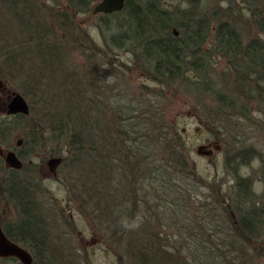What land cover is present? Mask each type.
Listing matches in <instances>:
<instances>
[{
	"label": "rangeland",
	"instance_id": "374dc122",
	"mask_svg": "<svg viewBox=\"0 0 264 264\" xmlns=\"http://www.w3.org/2000/svg\"><path fill=\"white\" fill-rule=\"evenodd\" d=\"M25 1L41 10V34L48 33L44 41L53 42L56 49L50 46L46 56L32 53L21 58L20 43L32 41L15 21L11 0H0V78L7 85L0 95V118L7 115L13 91L23 93L31 106L23 124L0 142V151L16 148L24 128L35 138L26 169L10 175L7 168L0 171V224L20 218L5 191L6 176L23 179L34 187L47 224V264H141L131 254L146 250L129 247L133 243L129 232L118 231L101 211V203H112L114 198L111 187L100 184L91 166L93 158L107 159L106 153L95 149L97 142L83 157L70 148L73 124L87 127L88 140L91 129L117 131L123 120L133 117L130 120L137 121L141 134L146 132L139 143L148 152L141 153L144 163L139 166L135 199L129 197L138 213V246L151 239L162 247L160 261L165 264H203L205 251L215 252L223 245L224 256L213 264H264V215L255 240L237 233L239 210L264 209V91H258L251 78L240 82L229 59L216 52L214 37L222 20L231 21L244 42L264 37L248 6L242 0H201L200 15L206 13L211 23L209 36L193 58L187 57L191 66H180L182 76L169 78L156 74L154 61L139 47L119 48L110 40L111 32L102 27H114L115 17L93 14L96 1L81 12L65 0ZM163 3L189 5L185 0ZM45 22H52L54 30L47 32ZM57 43H69L70 48ZM32 47L30 43L28 48ZM174 143L183 155L171 152ZM202 144L212 145L213 153L199 154ZM56 151L65 160L53 175L47 161ZM145 156L156 172L146 171ZM107 173L110 169L102 176L108 178ZM111 174L117 175L114 168ZM246 180L250 193L241 199L239 182ZM128 207L121 205L123 214ZM146 224L143 235L139 231ZM204 236L216 241L205 242ZM0 264L21 263L0 258Z\"/></svg>",
	"mask_w": 264,
	"mask_h": 264
},
{
	"label": "trees",
	"instance_id": "16d2710c",
	"mask_svg": "<svg viewBox=\"0 0 264 264\" xmlns=\"http://www.w3.org/2000/svg\"><path fill=\"white\" fill-rule=\"evenodd\" d=\"M65 1L71 7L77 9V12H81L89 11L92 3L98 0ZM185 1H187L189 5L182 8L181 5L166 6L163 3L164 0H127L123 10L108 15V17H115L114 27L105 25L102 29L105 28L111 32L110 40H114V44L119 48L126 47L127 45L133 48L139 47L146 57L154 61L156 74L161 77H179V75L184 72V69L181 70L180 66L183 64L186 67L191 66L187 57L193 58L192 55L195 51L201 50L200 46L204 44L206 38L209 36V27L211 25L209 18L207 19L206 13H204V16L200 15L201 0ZM242 1L250 9L259 30L264 34V0ZM17 3L21 4L20 8L14 7ZM11 7H13L12 12L15 16V21L21 28H26L25 31L28 32V36L32 41L30 43L33 45L32 48H28L30 43H20L19 50L21 52L20 55H22L21 58L26 54L32 53L35 56H46L50 53V46L56 49L52 46L53 42L48 44L44 41V38L46 39L49 37L48 33L47 37L41 34L44 23L41 10L35 8L34 5H29V2L25 0H11ZM38 11H40V14H37ZM230 22L229 20H222L216 26L214 35L217 48L216 52L229 59L232 65L231 67L240 78V82L245 83L248 78H251L256 83L257 90L264 91V89H262L264 87V37L253 36L247 42H244L242 34L237 27ZM14 23V20H12V24ZM45 23V26L49 27L47 32L52 29L54 30L55 25L53 26L52 22ZM54 32V36L56 37V31ZM61 45H64L66 49L70 48L69 43H57L56 46L61 48ZM17 54L19 55V52ZM58 57H60L59 51L56 59H58ZM194 61L196 64L193 69H197L198 60L195 59ZM59 71H61V69ZM76 115L74 117H76ZM7 117L8 119H14L8 122L6 121ZM27 117V115L16 114L12 116L6 115L3 119L0 118V142L5 141L9 137V134L13 132L16 127L21 126L23 124V119ZM130 119L128 120L126 118L123 120L119 127H116L117 131L112 129V131L108 130L106 133H102L103 131L98 129L94 130L89 127L92 133L88 140H86L87 127L77 123L73 124L74 130L71 132L70 148L75 155L83 157L84 154L86 155L89 153V146L97 142L98 147L96 145L95 149L98 151L100 150L101 153L102 151L106 153L107 159L103 160L101 157V160L97 161L93 158L94 164L91 167L96 172L97 177H99L100 184H108L107 186L111 187L110 195L114 198L112 203H101L103 216L105 215V218L110 220L118 231L122 230L123 234L127 231L129 232V236L133 239V243L129 244V247L137 246L141 250H146V253L142 251L139 255L137 252H133L131 254L133 258L137 257L141 264H160L161 262L165 264L164 260L160 261L161 256L164 258L162 247L154 245L151 239L150 243L147 240V242L143 241L144 243L141 246H138V242L136 241L138 229L135 228V226L137 225L138 219L135 217L138 213L135 210L136 203L129 200V197L130 199H135V195L137 194L139 187L137 174L140 164L144 163L141 153L147 152V150L144 144L139 143L146 132H142L143 134H141L137 121L135 122ZM78 120L79 119L76 117L75 121ZM24 129V142L18 149V153L25 160L21 170L28 167L27 159L30 155L31 148L35 147V138L32 135L30 136L26 128ZM171 147H175L172 148V153L183 155L182 150L180 153L176 151L177 145L175 143ZM55 154L62 155L57 151ZM116 159L117 162H114ZM145 162L146 171L152 170L151 173L156 172L155 168L147 163L146 156ZM114 163L116 164L115 167ZM106 167H108V170L110 169V173H107L109 174L108 178L102 176L107 171ZM113 168L117 172L115 176L111 174ZM5 170L4 161L0 157V171L2 172ZM21 170L7 168V173L9 175L15 174L16 172H21ZM159 171L158 169L157 172ZM9 178L11 177L6 176L5 178V183L7 182L5 191L8 192V194L6 193L8 199L17 207L18 216L20 218L12 224L5 223V230L14 241L21 243L32 252L35 258L33 264H41V262L47 264L49 259V255L47 254L49 253V249L46 243L47 224L43 212L36 201L34 187H32L30 182H25L23 179L11 178L12 180L9 182ZM239 185L241 189V199L247 198L250 193L249 182L247 180L240 181ZM123 204L129 206L127 214H123L121 210V205ZM116 209L117 213L113 215ZM255 210L251 212L239 210V214L237 213V233L242 239L246 238L249 241H253L258 235L256 227L260 224V219L264 215V209L261 212ZM148 227L147 224L146 226L142 225L139 232L146 235L144 232ZM210 231L213 233L212 230ZM216 235V238H224L220 234ZM203 239L205 242L212 241V243H214L216 241L209 236H204ZM204 248L206 249L205 245ZM223 248H225V245L218 246L215 252L211 251L205 254V251L202 259L203 264L217 263L218 257L222 258L225 254V252H222ZM229 252L230 250L227 251L228 254Z\"/></svg>",
	"mask_w": 264,
	"mask_h": 264
},
{
	"label": "water",
	"instance_id": "95a60500",
	"mask_svg": "<svg viewBox=\"0 0 264 264\" xmlns=\"http://www.w3.org/2000/svg\"><path fill=\"white\" fill-rule=\"evenodd\" d=\"M127 0H100L97 4H95L93 12L95 14L104 12V13H112L116 11H120L124 8ZM7 113L8 114H16L30 113V105L25 96L17 91H13L10 95V100L7 104ZM22 144V140L20 139L17 143L18 146ZM206 148L205 145H201L198 148L199 154H208L210 151L204 150ZM6 164L9 167L20 169L23 166V160L19 157L15 150H9L7 152H0ZM63 157L54 156L51 157L47 164L49 166L50 171L53 174L57 173L58 166L62 163ZM18 257L24 264H32L33 263V255L24 247L19 245L10 239V237L5 232L2 225H0V257Z\"/></svg>",
	"mask_w": 264,
	"mask_h": 264
},
{
	"label": "flooded vegetation",
	"instance_id": "af4514ba",
	"mask_svg": "<svg viewBox=\"0 0 264 264\" xmlns=\"http://www.w3.org/2000/svg\"><path fill=\"white\" fill-rule=\"evenodd\" d=\"M2 79L0 78V95L2 94V93H4V92H6V90H7V86L5 85V84H3L4 86H2V81H1ZM8 99H9V96H8ZM208 146V145H207ZM211 147V145H209V148ZM208 147L206 148L207 150H210ZM205 149V150H206ZM212 154V153H211Z\"/></svg>",
	"mask_w": 264,
	"mask_h": 264
}]
</instances>
